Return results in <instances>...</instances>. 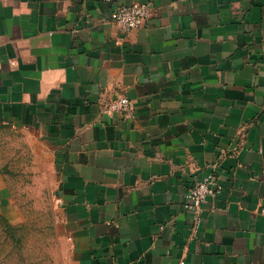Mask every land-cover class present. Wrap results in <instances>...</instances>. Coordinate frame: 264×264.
<instances>
[{
	"label": "crops",
	"instance_id": "obj_1",
	"mask_svg": "<svg viewBox=\"0 0 264 264\" xmlns=\"http://www.w3.org/2000/svg\"><path fill=\"white\" fill-rule=\"evenodd\" d=\"M0 147L48 181L67 264H264V0H0Z\"/></svg>",
	"mask_w": 264,
	"mask_h": 264
},
{
	"label": "rangeland",
	"instance_id": "obj_2",
	"mask_svg": "<svg viewBox=\"0 0 264 264\" xmlns=\"http://www.w3.org/2000/svg\"><path fill=\"white\" fill-rule=\"evenodd\" d=\"M0 172V264H67L50 185L27 147H0Z\"/></svg>",
	"mask_w": 264,
	"mask_h": 264
},
{
	"label": "built area",
	"instance_id": "obj_3",
	"mask_svg": "<svg viewBox=\"0 0 264 264\" xmlns=\"http://www.w3.org/2000/svg\"><path fill=\"white\" fill-rule=\"evenodd\" d=\"M149 15V8L144 3H132L121 5L111 13V20L119 27L121 33L126 34L129 31L143 25ZM102 112L105 114L120 113L125 116L132 115V102L121 95L115 99H110L102 105ZM217 183L215 178L198 181L185 196V207L199 211L202 203L208 196L215 195L217 192ZM127 264V263H115Z\"/></svg>",
	"mask_w": 264,
	"mask_h": 264
}]
</instances>
